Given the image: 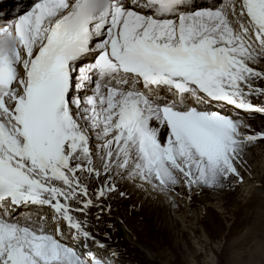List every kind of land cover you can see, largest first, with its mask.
<instances>
[{
  "label": "snow or ice",
  "instance_id": "obj_1",
  "mask_svg": "<svg viewBox=\"0 0 264 264\" xmlns=\"http://www.w3.org/2000/svg\"><path fill=\"white\" fill-rule=\"evenodd\" d=\"M261 55L264 0H36L0 22V264H110L87 217L121 181H242Z\"/></svg>",
  "mask_w": 264,
  "mask_h": 264
},
{
  "label": "bare ground",
  "instance_id": "obj_2",
  "mask_svg": "<svg viewBox=\"0 0 264 264\" xmlns=\"http://www.w3.org/2000/svg\"><path fill=\"white\" fill-rule=\"evenodd\" d=\"M28 2L29 0L22 1L21 4H26ZM220 2H222V0ZM259 58H262V60H259ZM260 64H264V55L259 56L257 62L250 63L249 66L254 67L257 71L264 72V69L259 67ZM256 86L264 87L260 80L256 81ZM252 100L253 103L257 105H264V97H253ZM229 110L235 111L231 106H229ZM240 113L245 112L241 111ZM254 113L258 115L244 117L242 118L243 121L248 125L251 124V121H264V113L256 111H254ZM259 140L261 139H257L254 141L255 143H253L259 145L257 144ZM253 143L248 145L246 149L253 146ZM253 150L254 149L250 151L251 155H249V153L248 156L247 153L244 152L242 161L237 164L240 176L243 179L248 178L250 171L251 175L254 173L258 175L262 172L263 163L250 166L252 162L254 164L255 160L259 162V158H257L259 154L256 155ZM229 178H234L236 181L228 188L215 187L210 189L208 187H193L189 190L187 187L181 185L168 192H161L158 189H153L147 184L141 185L140 182L132 183L121 181L118 184L117 191L109 194V196L102 201L103 210L94 207L91 208L88 213L87 218L89 227L92 229L96 239L105 245V249H99L95 244H91V242L90 247H92L98 255H103L105 257L109 256L110 250L118 253L117 256L111 258L110 264H175L176 261L179 264V252H177L176 243L171 245V241L175 240L178 236H191V238L193 237V239L196 240L194 243L197 242V245L202 247L201 249L212 250L216 253L217 249L212 245L213 240L210 238H206V241L201 240L200 234H195L196 228L192 229L189 226L197 224L196 227L199 228L197 232L201 234L204 233L209 237L212 236L214 228L217 233L221 232V226H214L213 228L212 221L209 222L211 219L210 213L212 212L210 204L216 202L220 209L224 212L227 211L226 213L235 210L238 203L237 201H231L229 198L231 192L236 190L238 186L237 182L241 181L237 180L234 176H230ZM251 183L249 181L247 185ZM263 183L264 179L254 180L247 194L249 197L245 196L243 198V200L249 198L248 203H252L250 206L257 207L259 209L258 213L261 215H264V190L261 187ZM121 192H123L124 195H121ZM221 200H225L227 206L222 204L220 202ZM207 204L209 205L207 206ZM24 209H26L25 212L28 215H35L38 206ZM41 211H46V209ZM200 213L204 215L201 219L198 217ZM76 215L79 214L76 213ZM96 215L103 216L101 220L103 224L94 220V216ZM244 215L247 214L244 213ZM180 216L186 218L188 222L186 219L183 220L188 224H183ZM257 219L258 222H261L264 218L257 217ZM242 222L243 220L240 221V224ZM61 227L65 231L64 239L69 240L71 243V234L66 230L64 225H61ZM210 228L213 231L210 230ZM233 229V224L227 228L229 231L228 234L231 236L234 235ZM155 235L158 240L153 238ZM249 237L250 236L244 231L238 239L239 242H235V239L232 241L231 245L234 247L232 248L233 252H238L237 249H245L248 247L244 253L238 252L233 254L235 263L264 264V246L262 247L260 244H256L254 241L250 240ZM139 238H141V240ZM191 238L188 241L189 243L186 242L187 246L189 244V250L194 246L191 242ZM147 242H151V246H155L157 249L154 250L146 245L145 243ZM166 246H169L168 250L167 248H163ZM130 250L133 254H131ZM163 250H165V252H163ZM246 255H249L248 258H246ZM214 260L216 261L215 264L220 263L217 255Z\"/></svg>",
  "mask_w": 264,
  "mask_h": 264
},
{
  "label": "rangeland",
  "instance_id": "obj_3",
  "mask_svg": "<svg viewBox=\"0 0 264 264\" xmlns=\"http://www.w3.org/2000/svg\"><path fill=\"white\" fill-rule=\"evenodd\" d=\"M259 60H262V58H259ZM258 63H260V62H258ZM259 67H262L264 69V64H260ZM260 82L264 85V81H260ZM254 115H256V114H254ZM249 130H250L249 134L264 131V121H253V122L251 121ZM257 144H259V145L254 144L253 146H251L254 148L248 147L247 149H245L244 152L247 153V156H248L249 153H250L249 155H251L250 151L252 149H254L253 151H255L256 155L259 154V155H257V158H259L258 159L259 162H257V160H255L254 164L252 162L250 164V166L257 165L258 163H260V164L263 163L262 164L263 165L262 166V172L259 173L258 175L256 173L251 175V171H250V175L248 176V178H244L241 182H237L238 188L236 187V190H233L231 192V195L229 198L231 201H237L238 204H237V207H235V210L231 211V212L229 211V213H226L227 211L224 212L222 209H220L219 205L216 202H212L213 204H210L212 212L210 213L211 219L209 220V222L212 221L211 223L213 224V226H212L213 228H214V226H221V232L217 233L215 231V228H214V231H215L214 232L210 228V230L213 231V234L211 237H209V236L205 235L204 233L201 234V233L197 232V230L199 229L196 227L197 224L189 226L192 229L196 228L195 234L196 233H197V235L200 234L201 240L206 241L208 238L213 240L212 245L217 249L216 253H214L212 250L201 249L202 247L200 245L198 246L197 242L194 243V241H196V240H194L193 237L191 238V236H187V237L178 236L175 240L171 241V245L176 243L177 252H179V256H180L179 257L177 255L178 259H179V264H195V262H196V264H215L216 261L214 259L216 258V255L220 261V263H217V264H240V263H235V258L233 256V254H236L238 252L244 253V252H246L248 247L245 249L244 248L237 249L238 252H233L232 248H234V247L231 245V243L234 239H235V242H239L238 239L244 231L247 235L250 236L249 237L250 240L254 241L256 244H260V246H262V247L264 246V219L261 222H258V219H257V217L264 218L263 217L264 215H261L258 213L259 209L257 207L250 206V205H252V203H248L249 198H247L246 200H243V198L245 196L249 197L247 194H248L250 187H251V184L254 182V180L264 179V139L259 140ZM258 177H260V178H258ZM235 181L236 180L234 178H229L228 180L224 181L222 183V185L219 187H221V188L231 187L232 183L233 182L235 183ZM249 181H250V183L251 182L252 183L250 185H247V183ZM261 187L264 190V183H263V185H261ZM210 189H213V188H210ZM220 202L222 204H224L225 206H227V203H225V200H221ZM248 204H249V206H248ZM208 205L209 204H207V206ZM106 210H107V208H106ZM244 213H246L247 215H244ZM181 216H180V218H182ZM203 216L204 215L202 213H200L198 215V217L200 219H201V217L203 218ZM102 218H103V216H100V215L94 216V220L99 221L100 223L103 224V222L101 221ZM183 219L185 220L186 218L181 219L183 221V224H188L187 223L188 220L186 219L187 222H185ZM241 220H243V222L240 224ZM207 223H208V220H207ZM232 224H233V228H234L233 229V231H234L233 236L229 235L228 234L229 231L227 230V228H229ZM153 238L158 240L156 235L153 236ZM190 238H191V242L194 245L193 246L194 249L192 248L191 250L188 249L189 244H188V246L186 244V242H188L190 240ZM139 239L141 240V238H139ZM207 242H209V241H207ZM145 244L150 246L154 250L157 249L155 246H151V242H149V243L147 242ZM160 248H162V247H160ZM163 248H165V249L167 248V250H168L169 246H166ZM175 250H176V248H175ZM130 252H131V254H133L131 250H130ZM163 252H165V250H163ZM211 252H212V254H211ZM164 254H166V253H164ZM248 256L246 255V258H248ZM175 259H176V257H175ZM182 259H183V263H182ZM175 264H178L177 261L175 262Z\"/></svg>",
  "mask_w": 264,
  "mask_h": 264
}]
</instances>
